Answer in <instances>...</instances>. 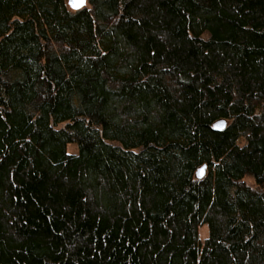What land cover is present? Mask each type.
Returning a JSON list of instances; mask_svg holds the SVG:
<instances>
[{
    "label": "trees",
    "instance_id": "trees-1",
    "mask_svg": "<svg viewBox=\"0 0 264 264\" xmlns=\"http://www.w3.org/2000/svg\"><path fill=\"white\" fill-rule=\"evenodd\" d=\"M0 264H264V0H0Z\"/></svg>",
    "mask_w": 264,
    "mask_h": 264
},
{
    "label": "water",
    "instance_id": "water-1",
    "mask_svg": "<svg viewBox=\"0 0 264 264\" xmlns=\"http://www.w3.org/2000/svg\"><path fill=\"white\" fill-rule=\"evenodd\" d=\"M74 3L78 4V3H80V0H67L66 5H67L68 9L73 11V12L80 11V10L87 8L88 0H84V3L79 8L74 7L73 6ZM224 126H225V122L222 120H219L213 125V129L215 131H220L224 128ZM205 169H206V166H202L196 171V174H195L196 179L200 180L204 177ZM201 170H202V172H201Z\"/></svg>",
    "mask_w": 264,
    "mask_h": 264
},
{
    "label": "rangeland",
    "instance_id": "rangeland-1",
    "mask_svg": "<svg viewBox=\"0 0 264 264\" xmlns=\"http://www.w3.org/2000/svg\"><path fill=\"white\" fill-rule=\"evenodd\" d=\"M65 2H67V0H65ZM67 149H68V152L75 153V154L77 153V148L73 145L68 146ZM244 181L246 183H248L249 185H253L249 178H246ZM199 234H200L201 240H203L205 237H207V235H208L207 227H202L199 230Z\"/></svg>",
    "mask_w": 264,
    "mask_h": 264
},
{
    "label": "snow or ice",
    "instance_id": "snow-or-ice-1",
    "mask_svg": "<svg viewBox=\"0 0 264 264\" xmlns=\"http://www.w3.org/2000/svg\"><path fill=\"white\" fill-rule=\"evenodd\" d=\"M84 3V0H80V3H74L73 6L76 7V8H79L82 4ZM202 172V170H201Z\"/></svg>",
    "mask_w": 264,
    "mask_h": 264
}]
</instances>
